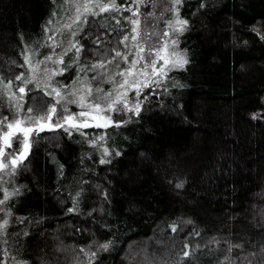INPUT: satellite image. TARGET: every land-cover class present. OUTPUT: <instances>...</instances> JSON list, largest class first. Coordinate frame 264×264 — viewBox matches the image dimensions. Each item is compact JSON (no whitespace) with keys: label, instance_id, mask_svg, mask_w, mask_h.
<instances>
[{"label":"trees","instance_id":"1","mask_svg":"<svg viewBox=\"0 0 264 264\" xmlns=\"http://www.w3.org/2000/svg\"><path fill=\"white\" fill-rule=\"evenodd\" d=\"M154 2L142 26L158 32L157 42L177 13L167 11L171 0ZM176 9L188 24L173 37L188 63L143 90L139 115L114 113L112 121L126 123L83 129L86 138L42 132L7 178L20 194L9 201L12 216L1 213L10 221V255L0 264H89L81 249L97 252L92 264H264V0H182ZM66 10L51 0H0V78L12 80L13 91L25 45L37 53L33 62L48 55L47 37ZM112 15L120 25L107 13L89 16L75 37L80 65L127 51L119 42L130 34L131 13ZM80 65L57 81L83 77ZM25 100V111L52 102L39 89ZM2 116L12 118L6 103ZM99 136L96 146L84 142ZM108 241L109 251H99Z\"/></svg>","mask_w":264,"mask_h":264},{"label":"snow or ice","instance_id":"2","mask_svg":"<svg viewBox=\"0 0 264 264\" xmlns=\"http://www.w3.org/2000/svg\"><path fill=\"white\" fill-rule=\"evenodd\" d=\"M51 2L57 8H64L65 5L71 6L69 10L72 15L68 17L69 22L56 29L61 35L67 32L70 37L67 46H63V41L57 42L55 36H48L46 46L51 48L52 52L43 59L33 62L32 57L37 53L25 45L24 52L21 53L24 64L20 65V67L25 68V72L14 77L16 81L20 82V84L15 85L16 90L13 91L12 80L5 83L0 78V106L6 103L12 114L11 120L7 116L0 117V173H2L0 175V191L4 193L3 198L0 199V213L7 217L12 216L11 207L8 206L9 201L20 193L18 188L9 192L7 188L3 187L9 183L5 177H14L18 169L23 167L32 144L40 138L42 132L62 130L69 138L73 136L74 132L86 138L87 133L83 131L85 128L120 127L126 121H112L113 113L117 115L121 113L139 115L142 106L140 97L143 90L151 88L153 84L159 87L161 80L167 78L169 72L183 68L188 63L184 54L176 50L178 42L175 39L169 45L166 39L169 36L168 32L162 33L161 43L158 47L150 46L147 51L145 50L144 44L139 39L141 36L140 7L145 5L148 0H125L127 7L118 4L117 0H61L59 4L57 0H51ZM171 2L173 7L167 11H175L177 15L175 21L170 19L166 21V24L173 33L182 34L188 24L186 20L179 19L176 9V5H179L182 0H171ZM153 6H155L154 0ZM123 12L131 13V16L124 17V19L132 27L130 34L124 35L119 43L128 49V42L131 40V47L135 51L121 52L118 49H113L114 55L109 60L102 59L91 65H80V54L83 46L75 37L83 31V25L88 23V17H98L107 13L106 19H115L116 24L120 25L121 21L112 14L120 13L122 15ZM56 15L57 11L54 9L52 16L55 17ZM147 15L157 19L163 18V14L160 17H155L154 12H149ZM52 23L53 21L50 19L48 24L51 25ZM101 27L104 25L102 24ZM50 30L49 27H45L46 33ZM151 35L157 34L153 32ZM261 38L264 39V37ZM57 47L62 48L60 53L55 51ZM70 52L72 55L69 56V62L65 63L64 57L68 56ZM129 57H132L131 60ZM49 64L55 65V67H49ZM121 64H124L125 67L122 68ZM73 65H80L79 72L84 73L83 77L78 74L71 85H61L59 81L53 83L55 77L63 76ZM109 65H114L116 70L109 71ZM88 72L94 73L90 79L87 76ZM94 82L95 87H93ZM104 83L111 84L112 88L105 91L101 87ZM29 85H33V88H29ZM34 89L41 90L44 96L49 97L52 101L44 112H40V109L34 110L31 105L27 111L24 109L25 97ZM130 93H134V96L130 97ZM144 98L147 99V96ZM71 105H75L79 111L73 112ZM98 120L104 122H97ZM102 140L104 137L99 136L94 137L91 141L85 139L84 142L96 146ZM13 143L17 144L18 147L13 148ZM9 149L11 151H8ZM103 155H109L107 148L104 149ZM100 162L110 161L101 159ZM177 187H181V185H177ZM72 210L69 209V211ZM0 220H2L0 223V255L8 256L10 255L8 249L3 246L9 243L8 226L10 221L2 216H0ZM16 222L22 224L24 219L17 217ZM176 230V227L173 226L172 231L175 232ZM26 234V232L17 233L18 236ZM111 246L112 242L108 241L99 244L98 250L109 251ZM234 247L240 248L242 245H235ZM80 251L89 257V264H92L97 258V252H85L83 249ZM183 256L188 257L189 253L185 251ZM11 258L16 259L15 256ZM16 264H22V262L17 261Z\"/></svg>","mask_w":264,"mask_h":264},{"label":"rangeland","instance_id":"3","mask_svg":"<svg viewBox=\"0 0 264 264\" xmlns=\"http://www.w3.org/2000/svg\"><path fill=\"white\" fill-rule=\"evenodd\" d=\"M172 3V2H171ZM148 4H151L152 5V9H153V11L155 10V7H156V2H154V5L155 6H153V1L152 0H148V2L145 4V5H142L141 7H140V13H141V15H140V21H141V24H140V27H141V36H140V41H141V43H143L144 44V47H145V50L147 51V49L150 47V46H159V44L161 43V38H160V40L159 41H157V42H154L153 41V39H152V35H151V33L149 32V31H147L146 30V28L144 29V27L142 26V20L145 18V15H144V9L148 6ZM178 5H176V7H177ZM70 5H67V12H66V15L63 17V19H61L60 21H56L55 22V24H53L52 26V31L50 32V36H55V38H56V41L57 42H60V41H63V46H67V41H68V39L70 38L68 35H67V32H65L63 35H61L59 32H57L56 31V29H58V28H60L64 23H66V22H69L68 21V17L69 16H71L72 15V12L69 10L70 9ZM175 15V14H174ZM175 18H176V15H175ZM168 33H169V36L168 37H166V39L168 40V43H169V45H171V42H172V40L174 39V37L173 36H175L176 35V33H173L172 32V30L169 28V30L167 31ZM155 33L157 34V36H158V32L157 31H155ZM145 34H147V35H145ZM162 35V34H161ZM131 45H132V41L131 40H129V48L127 49V51H135L132 47H131ZM177 51H178V47H177V49H176ZM55 51L57 52V53H60L61 51H62V48L61 47H57L56 49H55ZM52 52V49L50 48V53ZM179 52V51H178ZM49 53V54H50ZM48 54V55H49ZM65 58V57H64ZM131 58L132 57H129V59L131 60ZM185 66V65H184ZM49 67H55V65H51V64H49ZM121 67L123 68V67H125V65L124 64H121ZM41 68H43V65H41ZM184 68V67H183ZM180 69H182V68H180ZM116 69H115V67H113V69L111 70V71H115ZM60 76H57V77H55V80L53 81V83H55L56 81H57V79L59 78ZM117 79H119V77H117ZM28 87H33V85H29ZM101 87H103V89L105 90V91H108V90H110L111 88H112V85L111 84H108V83H104V84H102L101 85ZM145 90V89H144ZM134 93H130L129 95H130V97L133 95ZM71 107V109H72V111L73 112H77V111H79V109L78 108H76V106L75 105H71L70 106ZM58 111H59V109H58ZM114 114V113H113ZM113 114H112V117H113ZM12 118H10L9 120H11ZM91 122V121H90ZM97 122H101V123H103L104 121H102V120H98ZM107 128V127H106ZM86 129V128H85ZM88 129V128H87ZM100 129V128H99ZM102 129H103V127H102ZM14 144L15 143H13V148H14ZM32 148V147H31ZM8 151H11V149H9ZM31 153V150H30V152L28 153V155ZM27 155V156H28ZM0 175H2V173H0ZM7 178H9V177H5V179H7ZM3 187H5V188H7L8 189V191L9 192H11L10 191V189L8 188V185L7 184H5V185H3ZM3 195H4V193H3V191H0V199H2L3 198ZM0 216H3V215H1V213H0ZM0 223H2V220H0ZM6 264V263H5Z\"/></svg>","mask_w":264,"mask_h":264}]
</instances>
